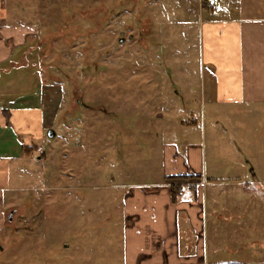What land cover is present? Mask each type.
Segmentation results:
<instances>
[{
	"label": "rangeland",
	"instance_id": "rangeland-1",
	"mask_svg": "<svg viewBox=\"0 0 264 264\" xmlns=\"http://www.w3.org/2000/svg\"><path fill=\"white\" fill-rule=\"evenodd\" d=\"M6 6L33 34L25 63L0 76V87H9L0 103L44 105L48 123L27 155L12 149L0 264H127L124 194L132 184L161 179L162 145L182 139L181 121L190 111L198 117L208 88L198 15L190 12L184 25L183 0H7ZM259 6L264 10V0ZM258 125L237 141L240 155L207 156L204 236L211 251L222 248L220 260L242 256L233 249L238 242H249L250 264L264 255ZM207 146L214 154L231 150L226 142ZM239 177L246 191L218 190ZM242 198L248 203L233 217L217 204ZM180 234L186 249L191 241L183 227ZM259 248L262 257L253 253Z\"/></svg>",
	"mask_w": 264,
	"mask_h": 264
},
{
	"label": "crops",
	"instance_id": "crops-1",
	"mask_svg": "<svg viewBox=\"0 0 264 264\" xmlns=\"http://www.w3.org/2000/svg\"><path fill=\"white\" fill-rule=\"evenodd\" d=\"M6 1L0 0V76L25 63L27 53L24 48L28 47L33 34L29 26L15 22L17 14L7 8ZM217 1L216 7L207 8L202 0H183V24L190 12L198 15L201 62L206 71L204 76L207 73L208 88L201 93L198 117L190 111L181 121L182 139L178 142L169 140L162 145L161 179L153 184H132L124 194L123 210L127 221L124 256L127 264H250L246 258L251 250L249 242L234 244L233 249L242 256L225 261L219 258L222 248L211 251L207 247L203 186L208 173V155H240L241 147L237 141L242 144L249 136L244 130L255 131L258 124L260 129L264 128V10L260 8L259 0L255 3L253 0ZM185 79H188L187 75ZM7 91L8 86L0 87V96ZM31 103L22 108L0 103V144H7L10 151L0 152L3 155L0 156V227L5 193L11 190L9 176L15 158L11 156L12 149H17V157L24 155L23 147L39 145L47 128L45 106ZM241 116L247 119L238 120ZM233 131L237 133L236 139L230 136ZM259 136L256 142L261 147L263 131ZM14 140L17 143L13 144ZM207 142L213 145L226 142L231 150L223 154L214 146L215 154L209 153ZM186 173L202 175L203 183L197 187L196 197L186 189L173 203L164 177ZM229 181L219 185L218 190L231 195L232 191L237 194L248 189V183L240 177ZM247 203L244 198L233 203L217 202L221 211L231 217L241 213ZM219 217L225 221L223 216ZM181 227L183 235L191 241L186 249L181 246ZM253 253L258 257L262 250L259 248ZM262 256L258 264H264Z\"/></svg>",
	"mask_w": 264,
	"mask_h": 264
},
{
	"label": "trees",
	"instance_id": "trees-1",
	"mask_svg": "<svg viewBox=\"0 0 264 264\" xmlns=\"http://www.w3.org/2000/svg\"><path fill=\"white\" fill-rule=\"evenodd\" d=\"M207 4V0H205ZM204 7H207L206 5ZM30 147H23L25 154L28 153ZM203 182V176L195 173H186L182 175H170L164 177V184L169 186L172 202L176 203L186 189L192 191L193 196H197V187ZM240 264V263H228Z\"/></svg>",
	"mask_w": 264,
	"mask_h": 264
},
{
	"label": "built area",
	"instance_id": "built-area-1",
	"mask_svg": "<svg viewBox=\"0 0 264 264\" xmlns=\"http://www.w3.org/2000/svg\"><path fill=\"white\" fill-rule=\"evenodd\" d=\"M207 4L211 7H216L218 5L217 0H207Z\"/></svg>",
	"mask_w": 264,
	"mask_h": 264
},
{
	"label": "water",
	"instance_id": "water-1",
	"mask_svg": "<svg viewBox=\"0 0 264 264\" xmlns=\"http://www.w3.org/2000/svg\"><path fill=\"white\" fill-rule=\"evenodd\" d=\"M48 137H50V138L55 137V131L54 130H49L48 131Z\"/></svg>",
	"mask_w": 264,
	"mask_h": 264
}]
</instances>
